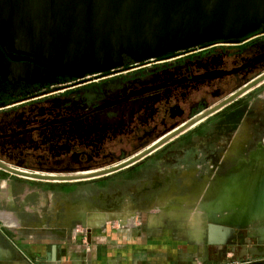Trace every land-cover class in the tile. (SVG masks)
<instances>
[{
	"label": "flooded vegetation",
	"instance_id": "1",
	"mask_svg": "<svg viewBox=\"0 0 264 264\" xmlns=\"http://www.w3.org/2000/svg\"><path fill=\"white\" fill-rule=\"evenodd\" d=\"M0 57L11 61L1 45ZM262 75L264 33L255 31L141 61L124 56L118 68L67 84L58 78L54 86L19 84L13 92L3 89L11 85L0 76V163L25 172L91 173L149 150L125 167L72 185L85 184L91 209L112 212L109 219L127 212L150 218L145 201L151 190L169 188L150 200L178 198L171 213L155 215L172 220L173 227L163 226L166 232L183 231L179 198L188 195L192 204L221 203L225 219L234 213L250 224L264 213V79L251 85ZM246 125L242 142L240 129ZM146 165L153 168L151 178L136 188L131 173L138 169L143 177ZM123 187L131 197L122 207ZM62 213L71 217L70 207ZM231 232L220 248L211 245L218 261L261 258L264 264V246ZM254 247L263 254L248 256Z\"/></svg>",
	"mask_w": 264,
	"mask_h": 264
},
{
	"label": "water",
	"instance_id": "2",
	"mask_svg": "<svg viewBox=\"0 0 264 264\" xmlns=\"http://www.w3.org/2000/svg\"><path fill=\"white\" fill-rule=\"evenodd\" d=\"M258 29L264 30V0H0V45L11 60L7 70L41 85L54 83L56 76L80 78L108 71L120 66L124 56L141 61L215 39H239ZM262 79L264 75L251 85ZM147 152L85 174L38 175L2 163L0 168L71 181L108 174ZM231 226L207 222V244L220 248ZM253 249L248 256L263 254Z\"/></svg>",
	"mask_w": 264,
	"mask_h": 264
},
{
	"label": "crops",
	"instance_id": "3",
	"mask_svg": "<svg viewBox=\"0 0 264 264\" xmlns=\"http://www.w3.org/2000/svg\"><path fill=\"white\" fill-rule=\"evenodd\" d=\"M85 181L32 178L0 168V264H262L261 258L220 262L212 248L205 250L202 231L194 240L166 232L158 213L156 223L134 218L126 224L122 213L109 219L111 214L81 202H91L89 189L72 184ZM189 196L184 207L192 210ZM65 205L72 210L69 218L62 213Z\"/></svg>",
	"mask_w": 264,
	"mask_h": 264
},
{
	"label": "rangeland",
	"instance_id": "4",
	"mask_svg": "<svg viewBox=\"0 0 264 264\" xmlns=\"http://www.w3.org/2000/svg\"><path fill=\"white\" fill-rule=\"evenodd\" d=\"M6 62L9 63L5 58L1 59V57H0V76H2V77L7 76L8 80H9L8 86L11 85L10 87H6V88H4L5 87L4 86L3 89L10 90V91H13V92H17L20 89V87H19L20 85L19 84H26L28 86L31 85V84H35L29 79L28 80L27 79L26 80L20 79V77H18L17 74L16 75H13L14 73L10 74L9 71L7 70L8 64ZM54 78H55V82H56V81H59L58 78H61V77L56 76ZM66 79H68V80H66L63 84L69 83V78H66ZM247 131H248V126L247 125L246 126H242V128L240 129V132H241L240 136L241 137H239L238 140H242V142H245L244 137H245V134L247 133ZM262 137L264 139V128H263V131H262ZM163 157H164V154L160 155V158H163ZM235 163H237V161ZM167 167H170V165H167ZM152 169L153 168L151 167V165H146V171L147 172L145 173V175L143 177H141V174H140L141 171L138 170V169H136L133 173H131L132 177L134 178V182L133 183H135L134 186L136 188H139L141 186L140 184H141L142 180H145V179L149 180L151 178V175H152L153 172H149V171H153ZM164 169H165V171H167L166 168H164ZM168 189L169 188L165 189V188L162 187V188H156V189L151 190L149 198L145 201L146 207L148 209L150 208L149 215L151 216L150 219H152L151 222L156 223L157 220L153 216L154 214H156V212L158 213L159 211L166 209V210H168L169 213H171L170 211L172 210V207L175 206L174 202L178 198L176 196L172 197V195L171 196H167V194H166V196L163 197V198H166V199H164V201L161 200V202H156L155 203L153 201H150L157 193H159V194L162 193V192L163 193H167ZM142 195L143 196H140V197H143V199H144V197L146 198V194L145 193L142 194ZM209 196H210V193H209ZM130 197H131V195L129 194V190L126 189V187H123V189H122V199L123 200L122 199L119 200V201H121L120 205L122 207L126 206V204L130 201ZM179 200H180V203H182V204H179V206H182L183 209H186V207H184L185 206L184 202L187 201V198L183 197V198H179ZM207 200H209V198ZM81 202H85V204L88 206V208H91L93 206V204L90 203V202H87V201H81ZM192 202H195L194 208L192 210L186 209V211H187V214H185L186 217L183 216V222L184 223L181 224L182 227H183V231H181V232H173V233H177L180 236L184 235L188 239L194 240L195 239L194 235L198 233V232H195V227L196 228H201L202 231H203L202 232L203 238L201 239V241H202V244L205 247V250L208 251L209 248H211V245L207 244V242H206V235H205L206 232L205 231H206V223L210 222L211 220L203 219L202 215H205V213H206L204 211L205 209H210L211 207H213L212 206L213 202L208 203V202H205L204 200L198 201V202H196V200H195V201H192ZM162 203H163V207H162ZM72 205H74L75 207H79L78 203L77 204H72ZM67 206L69 207V205H67ZM71 211L72 210H71V207H70V212ZM100 212H104V213L107 212L108 213V211H100ZM107 213H105V215H107ZM109 213H112V212H109ZM233 214L231 216H233ZM174 215L176 216L175 219L178 220L180 215L179 214H177V215L174 214ZM91 216H96V215L95 214H91ZM170 216H172V215L170 214ZM121 217H122V219H124L123 223H126V224L130 223V222H131L130 224H132L134 218H137V217H134L132 215V212H127L124 215H121ZM121 217L116 216V218H121ZM165 217L166 218H162L161 219L162 221H157V223L162 224L164 226V228L173 227L172 226L173 225L172 224V220L168 216H165ZM146 219L148 220V217H145L144 220H146ZM177 222H179V221H177ZM115 223L117 224V223H121V222H117L116 221ZM253 223L255 225L252 224V223H250V224L247 223L246 226L233 225L231 227H232L233 231L238 232L241 235L249 236V238L251 240H253V242H255V244L264 246V237L262 238L261 235H259L258 233L253 231L254 230L253 229L254 228L253 225L254 226L257 225L259 228L264 229V213L260 216V218L256 219V221L253 220ZM135 224H136V221H135ZM201 229H200V231H201ZM223 261L224 260H222L220 262H223Z\"/></svg>",
	"mask_w": 264,
	"mask_h": 264
},
{
	"label": "bare ground",
	"instance_id": "5",
	"mask_svg": "<svg viewBox=\"0 0 264 264\" xmlns=\"http://www.w3.org/2000/svg\"><path fill=\"white\" fill-rule=\"evenodd\" d=\"M77 174H85V173H77ZM212 206H213L212 208L204 210L206 213H205V215H202L203 219L218 221V222H226V223H230L231 225H240V226H246L247 222L249 221L248 217L244 218V219H237V218H233L232 216H231L232 218L230 217V219L227 220V219H225L227 214L224 213L223 211H221V207L223 206V205H221V203L214 202V203H212ZM258 218H260V217H258ZM254 220L256 221V219H254ZM249 223H251V222H249ZM252 224H254L253 221H252ZM254 225H253V227H254L253 231L258 233L259 235H261V237H264V229L259 228L257 225L256 226H254Z\"/></svg>",
	"mask_w": 264,
	"mask_h": 264
},
{
	"label": "built area",
	"instance_id": "6",
	"mask_svg": "<svg viewBox=\"0 0 264 264\" xmlns=\"http://www.w3.org/2000/svg\"><path fill=\"white\" fill-rule=\"evenodd\" d=\"M122 65V64H121ZM120 65V66H121ZM120 66H118V67H120ZM118 67H116V68H118ZM114 69V68H113ZM110 70H112V69H110ZM109 71V70H108ZM103 72H105V71H103ZM97 73H100V72H94V73H91V74H86V75H84L83 77H80V78H69V77H61V78H69V80H82V79H84V78H87V77H89V76H91V75H94V74H97ZM58 82L56 81V82H54V83H51V84H44V86L45 85H49V86H54V85H56ZM64 83V82H63ZM63 83H60V84H63ZM41 85V84H40Z\"/></svg>",
	"mask_w": 264,
	"mask_h": 264
}]
</instances>
